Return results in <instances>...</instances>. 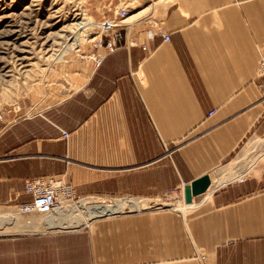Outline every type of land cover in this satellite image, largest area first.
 Wrapping results in <instances>:
<instances>
[{
  "label": "crops",
  "instance_id": "crops-1",
  "mask_svg": "<svg viewBox=\"0 0 264 264\" xmlns=\"http://www.w3.org/2000/svg\"><path fill=\"white\" fill-rule=\"evenodd\" d=\"M122 4L99 64L71 63L31 115H1L0 207L30 200L33 176L147 201L211 184L185 218L127 211L87 231L0 233V264H264V0Z\"/></svg>",
  "mask_w": 264,
  "mask_h": 264
},
{
  "label": "rangeland",
  "instance_id": "rangeland-1",
  "mask_svg": "<svg viewBox=\"0 0 264 264\" xmlns=\"http://www.w3.org/2000/svg\"><path fill=\"white\" fill-rule=\"evenodd\" d=\"M130 1L0 0V117L7 112L11 118L25 113L31 115L40 110L37 102L45 94V106H48L47 101L50 103L54 99L52 87L65 88L71 63L82 60L94 62L93 55L104 53V49L98 47L100 22L112 17V11L115 13L123 7V2ZM76 38L78 43L75 44ZM202 196L204 198L206 194ZM120 198L138 200L141 210L136 213L167 212L175 218H185L200 196H194L193 202L185 205L183 195L176 194L158 196L151 201L138 197L105 198L75 194L73 199L63 200L55 209L64 216L62 219L66 225L75 221V227L59 229H49V225L53 226L56 221L57 216L52 215L55 212L49 215L24 214L17 210L18 203H14L0 207V233L87 231L88 221L96 218H88L79 206L93 202L110 203ZM127 211L131 210L125 207L114 217Z\"/></svg>",
  "mask_w": 264,
  "mask_h": 264
},
{
  "label": "built area",
  "instance_id": "built-area-1",
  "mask_svg": "<svg viewBox=\"0 0 264 264\" xmlns=\"http://www.w3.org/2000/svg\"><path fill=\"white\" fill-rule=\"evenodd\" d=\"M126 7L118 8L112 17H108L100 22L99 29L101 37L98 40V47H102L105 52L113 51L118 44V40L122 36L123 19L127 15ZM104 39H103V37ZM169 35H163V41H168ZM104 53L97 52L94 63L99 64ZM257 73L263 80L258 83L259 87L264 90V54L259 58ZM214 113V110L209 114ZM61 135L68 138L69 133L61 130ZM237 181L244 180L243 175H237ZM24 193L30 196V200L19 202L17 210L24 214H42L49 215L55 212L58 205L67 199H73L75 189L72 185L65 182L63 179L52 176H33L25 180ZM169 193H173L170 190Z\"/></svg>",
  "mask_w": 264,
  "mask_h": 264
},
{
  "label": "bare ground",
  "instance_id": "bare-ground-1",
  "mask_svg": "<svg viewBox=\"0 0 264 264\" xmlns=\"http://www.w3.org/2000/svg\"><path fill=\"white\" fill-rule=\"evenodd\" d=\"M77 41L78 39L76 38L75 44L78 43ZM234 180H236V178ZM183 200H184V196H183ZM192 202H193V197H192L191 202H185L184 200L185 205H190ZM125 207H128L131 211L141 210L140 202L138 200L129 199V198L128 199L127 198L115 199V200H112V202L110 203L93 202L91 203V205H87L83 203L82 205L79 206V208L84 209V214L87 215V217L90 219L120 213L123 211ZM55 213H57L58 215L54 223V227H59V228L75 227V221H73V223L71 222L72 224L66 225L65 222H63L62 218L64 216L63 217L61 216L62 215L61 212L56 211Z\"/></svg>",
  "mask_w": 264,
  "mask_h": 264
},
{
  "label": "water",
  "instance_id": "water-1",
  "mask_svg": "<svg viewBox=\"0 0 264 264\" xmlns=\"http://www.w3.org/2000/svg\"><path fill=\"white\" fill-rule=\"evenodd\" d=\"M210 178L208 175H203L186 185L183 190L185 202H191L192 197L204 193L210 186Z\"/></svg>",
  "mask_w": 264,
  "mask_h": 264
}]
</instances>
